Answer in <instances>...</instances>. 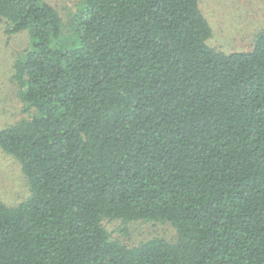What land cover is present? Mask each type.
Listing matches in <instances>:
<instances>
[{
  "label": "trees",
  "instance_id": "1",
  "mask_svg": "<svg viewBox=\"0 0 264 264\" xmlns=\"http://www.w3.org/2000/svg\"><path fill=\"white\" fill-rule=\"evenodd\" d=\"M72 44L44 0H0L35 115L0 130L29 195L0 202V264H264V29L209 47L199 0H82ZM103 219L169 225L128 248Z\"/></svg>",
  "mask_w": 264,
  "mask_h": 264
},
{
  "label": "rangeland",
  "instance_id": "2",
  "mask_svg": "<svg viewBox=\"0 0 264 264\" xmlns=\"http://www.w3.org/2000/svg\"><path fill=\"white\" fill-rule=\"evenodd\" d=\"M61 19L62 45L76 39L75 30L84 12L82 0H44ZM199 7L210 25L212 35L207 45L225 54L250 51L256 36L264 29V0H199ZM30 47L28 31L8 35L0 18V130L28 120L35 115L18 97V86L13 80V65L23 59ZM29 187L16 159L0 150V202L16 207L27 199ZM102 227L110 238L132 248L152 238L169 242L176 233L167 224L154 222L123 223L103 219Z\"/></svg>",
  "mask_w": 264,
  "mask_h": 264
}]
</instances>
